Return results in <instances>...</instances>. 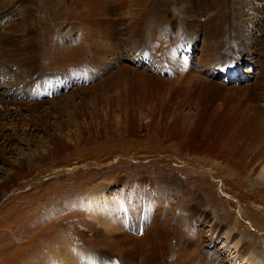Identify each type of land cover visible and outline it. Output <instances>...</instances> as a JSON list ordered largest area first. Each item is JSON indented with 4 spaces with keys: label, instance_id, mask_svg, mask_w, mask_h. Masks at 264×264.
I'll return each instance as SVG.
<instances>
[{
    "label": "rangeland",
    "instance_id": "374dc122",
    "mask_svg": "<svg viewBox=\"0 0 264 264\" xmlns=\"http://www.w3.org/2000/svg\"><path fill=\"white\" fill-rule=\"evenodd\" d=\"M2 5L11 13L0 17V41L10 51L32 48L41 76L0 62V97L10 80L45 104L48 123L42 131L27 108L0 106L2 117L18 114L0 123V264H108L97 258L111 229L142 249L124 263L142 264V238L155 224L165 229L160 264H264V0ZM217 48L225 55L210 54ZM96 58L102 64L92 68ZM121 67L129 70L107 89ZM58 77L65 80L38 87Z\"/></svg>",
    "mask_w": 264,
    "mask_h": 264
},
{
    "label": "bare ground",
    "instance_id": "6f19581e",
    "mask_svg": "<svg viewBox=\"0 0 264 264\" xmlns=\"http://www.w3.org/2000/svg\"><path fill=\"white\" fill-rule=\"evenodd\" d=\"M17 1V0H15ZM117 1V0H116ZM213 1V0H212ZM12 2V0H11ZM137 2V1H136ZM118 3V2H117ZM145 3V2H144ZM219 3V2H218ZM11 4V3H10ZM16 4V2H15ZM141 4V3H140ZM159 4V3H158ZM209 4V3H208ZM9 5V4H8ZM15 6V5H14ZM144 6V5H142ZM11 8V6H9ZM1 9V15L0 17L1 18H4L6 15H10L11 11L10 9L7 7V6H4L2 5V7L0 8ZM108 9V8H107ZM107 11V15H111L113 12H110V11ZM110 9V8H109ZM204 9V7H203ZM48 10V9H47ZM14 12V11H13ZM23 12V11H22ZM25 13V12H24ZM28 13V12H27ZM115 13V12H114ZM30 14V13H29ZM142 14V13H141ZM14 15V14H13ZM140 15V14H139ZM148 15V14H147ZM115 16V15H114ZM188 17V16H187ZM107 21H108V17H106ZM189 19V18H188ZM3 20V19H2ZM97 19H95V25L97 24L96 23ZM135 21V20H133ZM99 22V21H98ZM136 22V21H135ZM134 22V23H135ZM138 22V20H137ZM132 25V29H130L129 33L131 34V41L134 42V45H132V50L134 49V54H135V51L137 50H141V52L138 53L137 57L141 58L143 57L145 54H144V48L145 47V42L143 41V39L141 38V33H139L135 27V25ZM108 26V24H106ZM2 25H0V30H1V27ZM98 26V25H96ZM109 27V26H108ZM104 30H106L105 34L107 36V33H109V30L106 29V26L103 27ZM102 28V29H103ZM131 28V27H130ZM2 33V32H1ZM0 33V37L3 34ZM112 34V33H111ZM127 36V35H126ZM1 37V38H2ZM111 37V36H110ZM0 38V40H1ZM24 39V38H23ZM110 39V38H109ZM111 41L113 42V39H111ZM125 41V40H124ZM127 42L129 41L126 40ZM142 41V42H141ZM15 42V41H14ZM34 42V41H33ZM42 42V41H41ZM126 42V44H128ZM43 44V43H42ZM147 44V42H146ZM33 45V44H32ZM37 45V44H36ZM41 45V44H40ZM130 45V44H129ZM128 45V46H129ZM6 45H3L2 41H0V62L3 64V63H8L9 65H15V66H18L19 68H22V65L26 64L27 67H24L25 68H28V74H30V76H33L34 74H37L39 73L40 74V70L37 68V63H36V55H31V53H35V51L32 49V48H26L27 52L26 53H23L24 51H19L18 49H15L13 48L14 51H10L11 47H7L5 48ZM24 46V45H23ZM22 46V47H23ZM28 46V45H27ZM46 47V46H45ZM25 48V47H24ZM44 48V47H43ZM99 48V47H98ZM131 48V47H130ZM46 49V48H45ZM213 49V48H212ZM218 49L215 51V50H211V53L210 54H223V50H220L219 53H218ZM95 51V50H94ZM13 52V53H12ZM46 52V51H45ZM97 53V51H95ZM203 52H205L203 50ZM41 54V53H40ZM43 54V53H42ZM41 54V56H42ZM48 54V53H46ZM93 55L95 57H97L96 54L93 53ZM40 56V55H39ZM125 56V55H124ZM210 56V55H209ZM217 56V55H216ZM215 56V58H216ZM43 57V56H42ZM55 57V56H54ZM40 58V57H39ZM50 58V57H49ZM123 58V57H122ZM219 58V56H218ZM224 58V57H223ZM42 59V58H41ZM47 59V58H46ZM145 59V58H144ZM42 61V60H41ZM40 61V62H41ZM45 61V60H44ZM231 61V60H230ZM93 62V67L92 68H98L99 64L101 63V61L96 58L95 60L91 61ZM213 62V61H212ZM218 62H221L219 59H218ZM230 63V62H228ZM102 64V63H101ZM207 64V63H206ZM234 64V63H233ZM3 66V65H2ZM216 67H218L216 65ZM219 67H221L219 65ZM261 67V66H260ZM128 68V67H127ZM126 67H121L120 69H118V71H116L113 75H112V78L109 79V81L106 83L107 84V89H113L114 86H112V82L114 80H112L113 78H116L118 76H122V75H125V73L129 70L127 69ZM5 69V68H4ZM127 69V71H126ZM232 69L231 73L234 74V73H237V71L235 70V68H226L225 70L229 71ZM8 70V69H7ZM218 70V69H217ZM135 71V70H133ZM37 74V75H39ZM4 76V75H3ZM7 76V74H6ZM41 76V74L39 75ZM260 76V75H259ZM261 77V76H260ZM263 77V76H262ZM4 77L0 76V79L3 80ZM64 79V77H58V78H55V79H51V78H48V79H43L41 81H39L38 83V87H42L43 85H48L49 83L51 82H59V80ZM59 79V80H58ZM1 82V80H0ZM10 80L9 81H6L5 84H4V87H7L8 91H9V95L7 97H0V106H13L15 109L18 108L17 105L21 106V107H25L27 108V110L29 111L30 113V117H31V120H33V122L35 124H37L38 126H40L43 130H46V128H44L43 125H45L46 123H48V121L46 120L47 116H48V111H47V108L45 107V104H39V102H34L33 99H35V97H33L34 95H28V97L24 96L22 93H20L19 91H14L13 89V86L11 84H9ZM64 82V81H63ZM262 83V82H261ZM1 84V83H0ZM20 84V83H19ZM66 84H68L66 82ZM119 85V84H118ZM2 86V85H1ZM58 87H56V89H53L52 90V96H54L53 98H57L58 97V88L61 87V85H57ZM217 86V85H215ZM3 87V86H2ZM18 87V86H17ZM260 90L259 91H263V95L261 96V98H263V105H264V82L263 84L260 86ZM1 88V87H0ZM26 88V87H25ZM30 90V89H29ZM122 92L123 91H119V95H122ZM8 94V93H7ZM33 97V98H32ZM62 100V99H61ZM60 101V100H59ZM121 102V101H120ZM119 101H116V103L120 104ZM49 103V102H48ZM51 103V102H50ZM44 105V106H43ZM49 105V104H48ZM69 106V105H68ZM10 107V106H9ZM51 107V106H50ZM50 107H49V111H50ZM119 107H121L119 105ZM5 108V107H4ZM21 109V108H20ZM122 109V108H120ZM19 110V109H18ZM17 110V111H18ZM125 110V109H124ZM6 111V110H5ZM21 111V110H20ZM19 111V112H20ZM8 112V111H7ZM33 112V114H32ZM43 113H45L46 115H44ZM125 117V116H124ZM126 118V117H125ZM125 118H123L125 122H128V120H126ZM129 118V116L127 117ZM18 120V114L17 113H13V114H9V113H6V115L4 117H2L0 115V123L3 121V123H5L6 121L11 123V120ZM259 119V122H260V127H258V131L259 132H264V113L260 116ZM14 120V121H15ZM25 120V119H24ZM27 120V119H26ZM25 120V121H26ZM33 124V123H32ZM106 127V126H105ZM47 131V130H46ZM258 132V133H259ZM262 134V133H261ZM247 135V134H246ZM250 134H248L249 136ZM15 136H16V133H15ZM252 136V135H251ZM244 137V135H243ZM2 138V142L0 143V147L1 150H0V156H2L4 150L6 149V144H4V142L6 141V138L4 139L3 136L0 135V139ZM252 139V137L250 138ZM243 142H244V139H243ZM242 143V142H241ZM243 146V145H242ZM260 146V144H259ZM228 147V146H227ZM224 149V148H223ZM231 151V150H230ZM225 152V151H224ZM236 152V151H235ZM237 153V152H236ZM262 153V152H261ZM222 155V154H221ZM238 157V156H237ZM240 158V157H238ZM239 160V159H238ZM20 166L21 167H17V169H15V172L18 173L22 166H24V163H20ZM242 207V206H241ZM217 229L214 227L212 229V232L214 233ZM138 230H136V235H138ZM165 232V229L162 228V227H159V225L155 224L151 227H149L146 232H145V235L144 237L142 238V244H143V255H142V264H160L159 262V255H161L162 253H164V251L166 250V247L159 243L158 241L161 239L162 237V233ZM212 233V234H213ZM107 234L110 235V239H113L112 242L108 243L107 247H109L108 251H99V256L97 258L98 261H105L106 263L108 264H125V259H127V261L130 259L132 262H134L135 260H137V258H139L138 256L140 255L139 254V251L141 250H137L135 248V245H136V241L132 238V236H129L127 234H123L121 233V235L118 233V231L116 229H111L109 232H107ZM230 238V237H229ZM232 238V237H231ZM243 244V243H242ZM230 246L228 245V241H224V243L222 244V246L220 247V250L218 251V254L219 256L222 255V253H224L225 251L228 252V248ZM234 249V248H233ZM116 251H121L122 252V255L121 256V259L118 260L115 256V252ZM70 252V251H69ZM248 249H246V247H244V245H242L240 248L236 249V256L237 258L239 257L242 258L241 261H244V257L248 254ZM66 254H68L67 252H65V257H66ZM219 256L217 257L219 259ZM75 257V256H74ZM124 257H127V258H124ZM61 258V257H60ZM140 259V258H139ZM215 259V258H214ZM56 260V259H55ZM64 260H68L67 258H65ZM47 262V261H46ZM53 262V261H52ZM68 262V261H67ZM123 262V263H122ZM54 263V262H53ZM57 262H55L56 264ZM65 263V262H63ZM70 264H72V262H69ZM221 263V261H220ZM245 263L246 264H255L254 261L252 260H248V259H245ZM48 264V263H47ZM61 264V263H60ZM68 264V263H66Z\"/></svg>",
    "mask_w": 264,
    "mask_h": 264
}]
</instances>
